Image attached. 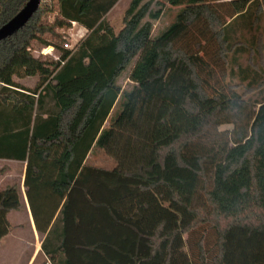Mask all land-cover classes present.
<instances>
[{
  "label": "trees",
  "instance_id": "trees-1",
  "mask_svg": "<svg viewBox=\"0 0 264 264\" xmlns=\"http://www.w3.org/2000/svg\"><path fill=\"white\" fill-rule=\"evenodd\" d=\"M119 1L52 0L0 43V160L26 164L41 252L49 264H264L258 181L244 202L222 206L215 194L218 165L248 141L262 102L211 84L237 29H260L264 0H166L158 10L132 0L117 33L107 15ZM28 2L0 0V28ZM166 4L182 9L153 37ZM73 23L87 35L66 49ZM36 45L55 56L36 57ZM250 70L243 79L260 90L262 72ZM26 78H38L34 88ZM94 150L115 167L88 165ZM21 207L17 186L0 192V241Z\"/></svg>",
  "mask_w": 264,
  "mask_h": 264
},
{
  "label": "rangeland",
  "instance_id": "rangeland-1",
  "mask_svg": "<svg viewBox=\"0 0 264 264\" xmlns=\"http://www.w3.org/2000/svg\"><path fill=\"white\" fill-rule=\"evenodd\" d=\"M152 1L154 2V10L159 9L158 6H155L156 2L166 3V0ZM125 2L122 4V7ZM128 8L123 14L114 13L107 17L117 33L124 27V17ZM181 9L170 7L166 4L160 20L154 22L153 37H157L173 24ZM246 27L248 25L237 29L235 39L238 41V44L235 45L234 51L229 54L226 66L222 67L219 65L213 68L215 76L211 80V84L217 86L215 82L218 80L220 85L232 86L236 92L245 95L246 99L251 101L258 100L264 103V19L261 22L259 30H252ZM71 31H69L70 37H74H71L70 44L74 45L76 39L75 32L72 33ZM254 37L260 38V42L254 41ZM251 44L253 45L251 46ZM49 48L42 50L36 45L34 54L36 57H54L56 54L55 49L49 53L46 51V55L43 54V51ZM241 48L245 50L237 52ZM132 67L133 64L118 80V85L124 91L132 90L135 86L129 79ZM250 69L262 72L258 81L263 83L260 90H253V88L249 87L248 82L250 80H244L246 79L244 77H248L247 75L251 73L250 71L252 70ZM223 74H225L224 77ZM252 76L253 71L249 78H252ZM19 82L27 88H34L38 82V78H26L19 80ZM120 104V102L117 103L106 126H109L111 118L120 110ZM259 108L258 106L257 120L255 119L253 123L251 136L248 141L242 145L233 146L226 160L218 165L216 169L215 194L222 206L231 205L233 202H237L235 201L236 199L244 202L246 196L249 195L252 178L258 181L264 193V107L260 109L261 112L258 111ZM228 129H232V126H222L219 130L225 131ZM87 164L107 170L113 169L116 165L115 161L101 150H94L88 157ZM22 166V164L15 162H0V170L4 171L0 173V189L4 191L10 186H17L19 197L22 199L21 209L13 212L12 215L10 214L11 233L0 241V264H49L41 252L44 236L35 230L27 200L25 197L22 198ZM201 233L202 231H199L194 235V238H198ZM209 239H213V237L209 235ZM32 257L34 259L31 261Z\"/></svg>",
  "mask_w": 264,
  "mask_h": 264
},
{
  "label": "water",
  "instance_id": "water-1",
  "mask_svg": "<svg viewBox=\"0 0 264 264\" xmlns=\"http://www.w3.org/2000/svg\"><path fill=\"white\" fill-rule=\"evenodd\" d=\"M40 6L41 0H29L14 18L0 28V43L21 30L35 15Z\"/></svg>",
  "mask_w": 264,
  "mask_h": 264
},
{
  "label": "crops",
  "instance_id": "crops-1",
  "mask_svg": "<svg viewBox=\"0 0 264 264\" xmlns=\"http://www.w3.org/2000/svg\"><path fill=\"white\" fill-rule=\"evenodd\" d=\"M124 1H126L125 2V4H124V6L122 7V4L124 3ZM131 2H132V0H120L115 6H114V8L110 11V13L107 15V17L108 16H110V15H112V14H114V13H118V14H123V12L128 8V6H129V4H131ZM118 9H120L119 11H118ZM72 33L73 32H75V38L77 39H75V42H77V41H79V40H81L84 36H86L87 35V30L84 28V27H82V26H80V25H78L77 23L73 26V28H72V31H71ZM74 37V36H73ZM72 37V38H73ZM259 110L258 111H260L261 112V108H263L264 107V103H261L260 105H259ZM257 120V119H256ZM1 161H7V162H15V163H20V164H22L23 166V168H22V179H23V186H22V198L23 197H25L26 198V200H27V197H26V189H25V187H24V176H25V168H26V164L25 163H23V162H18V161H10V160H0V162ZM4 190V189H3ZM0 191H2L1 189H0ZM20 201H22V199L20 198ZM28 203V202H27ZM22 205V204H21ZM29 207V206H28ZM16 212V211H15ZM13 213V212H12ZM12 213H10L11 215H12ZM9 214V221H11L10 220V215ZM34 258L32 257V259H31V261L33 260Z\"/></svg>",
  "mask_w": 264,
  "mask_h": 264
},
{
  "label": "built area",
  "instance_id": "built-area-1",
  "mask_svg": "<svg viewBox=\"0 0 264 264\" xmlns=\"http://www.w3.org/2000/svg\"><path fill=\"white\" fill-rule=\"evenodd\" d=\"M52 3V0H41V5H43V4H48V5H50ZM76 23H73V26L75 25ZM72 37V36H71ZM79 41H77V42H75V44L74 45H71L70 43H67V44H65L64 45V47L66 48V49H73L74 48V46L78 43ZM52 50H54V48H49L48 50H44L43 51V54L44 55H46L47 53H49L50 51H52ZM46 51H48L47 53H46ZM46 53V54H45ZM1 85H4V84H1L0 83V86Z\"/></svg>",
  "mask_w": 264,
  "mask_h": 264
}]
</instances>
